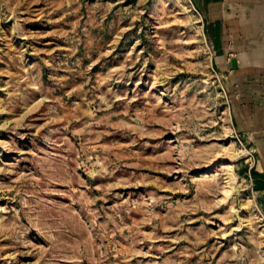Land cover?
Returning <instances> with one entry per match:
<instances>
[{
  "label": "rangeland",
  "instance_id": "374dc122",
  "mask_svg": "<svg viewBox=\"0 0 264 264\" xmlns=\"http://www.w3.org/2000/svg\"><path fill=\"white\" fill-rule=\"evenodd\" d=\"M204 22L0 0V264H264L261 149Z\"/></svg>",
  "mask_w": 264,
  "mask_h": 264
},
{
  "label": "crops",
  "instance_id": "0c3cea01",
  "mask_svg": "<svg viewBox=\"0 0 264 264\" xmlns=\"http://www.w3.org/2000/svg\"><path fill=\"white\" fill-rule=\"evenodd\" d=\"M194 2L210 49L238 88L232 98L238 129L251 133L264 164V0Z\"/></svg>",
  "mask_w": 264,
  "mask_h": 264
}]
</instances>
